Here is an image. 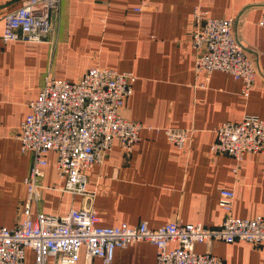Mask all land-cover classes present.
Here are the masks:
<instances>
[{"label":"crops","instance_id":"obj_1","mask_svg":"<svg viewBox=\"0 0 264 264\" xmlns=\"http://www.w3.org/2000/svg\"><path fill=\"white\" fill-rule=\"evenodd\" d=\"M24 1L0 0V228H14L25 218L24 180L33 155L22 153L15 132L30 103L47 78L77 82L94 67L136 77L120 115L146 129L130 154L115 141L104 162L92 167V198L59 189L65 181L50 153L42 179L46 189L32 206L33 220L40 212L60 216L93 207L102 227L142 222L153 229L170 222L215 227L224 218L222 189L235 194L234 217L264 218V153L236 160L212 152L217 127L248 116L264 120V28L259 24L264 0L204 1L209 17L234 20L236 38L250 51L258 75L248 97L229 73L197 77L191 44L197 0H61L46 43H4L5 15ZM168 128L193 131L183 149L167 139ZM195 251L209 252L224 264H264V246L246 242L214 241L197 244ZM54 263L49 258L48 264ZM156 263L157 249L148 242L115 251L114 264ZM25 264H36L34 251H26ZM78 264L102 263L87 260L82 250Z\"/></svg>","mask_w":264,"mask_h":264},{"label":"built area","instance_id":"obj_2","mask_svg":"<svg viewBox=\"0 0 264 264\" xmlns=\"http://www.w3.org/2000/svg\"><path fill=\"white\" fill-rule=\"evenodd\" d=\"M61 0H25L21 7L5 15L4 43L20 41L46 43L52 33V13ZM205 0H197L193 11L195 29L191 44L195 52L197 77L207 79L215 71L231 74L241 83L248 97L254 90L258 70L234 33L233 19L209 17ZM264 28V15L259 22ZM132 73L109 68L89 69L77 82L47 78L30 113L15 132L22 153L33 155V165L24 182L28 195L25 218L14 228H0V264H25L26 251L36 254V264H78L82 250L87 260L99 259L114 264L115 251L136 243L148 242L157 249L156 264H224L209 253H197V244L246 242L264 246V218L240 219L233 215L235 194L222 189L219 205L223 220L215 227L170 222L157 229L146 222L130 227L100 226L98 211L71 210L60 216L43 212L32 218V206L41 199L48 155L55 154L57 175L65 181L59 189L92 198L88 190L89 172L101 165L119 141L130 154L140 140L143 123L126 120L120 110L132 95ZM151 129V128H149ZM192 130H164L167 139L183 149ZM212 152L242 160L247 154L264 153V120L245 117L239 123H224L215 129ZM176 245L175 248H171Z\"/></svg>","mask_w":264,"mask_h":264}]
</instances>
